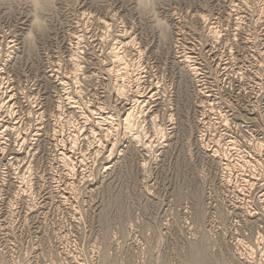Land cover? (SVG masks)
Listing matches in <instances>:
<instances>
[{
	"label": "rangeland",
	"instance_id": "374dc122",
	"mask_svg": "<svg viewBox=\"0 0 264 264\" xmlns=\"http://www.w3.org/2000/svg\"><path fill=\"white\" fill-rule=\"evenodd\" d=\"M230 1L0 0V264H264V0ZM111 51L158 92L135 143Z\"/></svg>",
	"mask_w": 264,
	"mask_h": 264
},
{
	"label": "bare ground",
	"instance_id": "6f19581e",
	"mask_svg": "<svg viewBox=\"0 0 264 264\" xmlns=\"http://www.w3.org/2000/svg\"><path fill=\"white\" fill-rule=\"evenodd\" d=\"M138 1H139V2H142V1H143V2H144V0H138ZM223 1H224V0H223ZM231 1H232V0H231ZM231 1H230V2H231ZM235 1H237V0H235ZM239 1H240V0H239ZM256 1H257V0H256ZM227 2H228V1H227ZM233 2H234V1H233ZM245 2H246V1H245ZM248 2H249V0H248ZM228 3H229V2H228ZM240 3H241V2H240ZM243 3H244V2H243ZM229 4H230V3H229ZM244 4H245V3H244ZM250 4H251V3H250ZM262 4H263V3H262ZM234 6H236V5H234ZM241 7H242V6H241ZM248 8H249V7H248ZM257 8H258V7H257ZM238 10H239V9H238ZM241 10H242V9H241ZM245 10H246V9H245ZM245 10H244L243 12H245ZM239 12H240V11H239ZM246 12H247V11H246ZM200 14H201V13H200ZM239 15H240V14H239ZM230 16H231V15H230ZM243 16H244V15H243ZM194 17H195V16H194ZM202 17H203V16H202ZM233 17H234V16H233ZM262 17H263V16H262ZM263 18H264V17H263ZM236 19H237V18H236ZM198 20H199V19H198ZM203 20H204V19H203ZM32 21H34V20H32ZM261 22H262V21H261ZM35 23H36V26H37V22H35ZM35 23L32 22V24H34V25H35ZM100 23H101V22H100ZM236 23H237V22H236ZM262 23H263V22H262ZM104 24H105V23H104ZM259 24H260V23H259ZM72 28H73V27H72ZM23 29H24V28H23ZM212 30H213V28H212ZM124 32H125V31H124ZM211 32H212V31H211ZM113 33H114V32H113ZM25 35H26V34H25ZM115 35H116V34H115ZM211 36H213V35H211ZM22 37H23V36H22ZM25 37H26V36H25ZM25 37H24V38H25ZM76 37H77V36H76ZM118 37H119V44H118V45L121 46L120 48H123V49L125 48V49H127V50L130 49V47H131V45H132L131 37H129V36H127V35H124V34H123V35H119ZM132 37H133V36H132ZM22 39H23V38H22ZM22 39H21V40H22ZM26 39H27V38H26ZM75 39H76V38H75ZM24 40H25V39H24ZM77 40L79 41V40H80V37H79V39H77ZM116 40H117V39H116ZM132 40H133V38H132ZM100 41H101V40H100ZM113 41H114V39H113ZM10 42H12V41H10ZM21 44H22V43H21ZM116 44H117V43H116ZM14 46H15V45H14ZM22 46H23V45H22ZM12 47H13V45H12ZM111 47H112V45H111ZM111 47H110L109 49H111ZM113 47L115 48L116 46L114 45ZM118 47H119V46H118ZM20 48H21V47H20ZM114 48H112V50H113ZM117 49H118V48L116 47L114 50L117 51ZM109 51H110V50H109ZM118 51H119V50H118ZM131 51H132V50H131ZM120 52H121V51H120ZM120 52H119L118 54H120ZM123 52H124V51H123ZM152 52H153V51H152ZM108 53L110 54L111 66H110L109 69L107 68L108 70L104 67V68H105L104 71H105V70L108 71V73H109L108 75H109V76H110V75L112 76L111 81H112L113 79H115V83L113 82V83L115 84V87H116L115 90H114V91H116V92H115V93H116L115 95H116V97H117L118 99H121V101H122L123 103H124V100H125V103H129V104H130V102H128L127 100L131 99V101H132V105H129V104H128L129 106H128L126 109H125V107H126L127 105H126L125 107H123V105H125V103L122 104V105L120 104V106L122 107V113H121V111H119V110H118V111L121 113V115H120L118 112H117V113H118V114L121 116V118H122L121 121H123V124H124L123 129L125 128V130H128V135H127V133H125V134H126L125 136L129 137L131 143H132V142L135 143V141H136L135 138H137V137H134V136L132 135V134H134V133L130 134L131 132H129V131H130V128L132 127V124L135 125V124L133 123V122H134L133 120H134V118H135L134 116H136V115H135V113H136V109H138V106H136V105H137V104H140V103H142V102H144L143 104H145V100H146V103L148 102L147 104L156 101V100H157V94H158V92L156 91L155 88H154V89H153V88H151V89H150V88H149V89H146L147 91H145L144 93L139 92L138 89H137V90L135 89V90H134V93H132L131 91H129V92L124 91L126 86H124L123 83H121V80H122V81H123V80H126V79H124V78H125V76H126V72H127V67H128L127 65H129V64H125V63H127V60H126L125 63H123L122 60H123L124 58H123V57H120L118 54H116L115 51H114V52L111 51V53H110V52H108ZM1 55H2V54H1ZM121 56H123V55L121 54ZM3 58H4V57H3ZM7 58H8V57H7ZM106 58H107V55L105 56V59H106ZM126 59H127V58H126ZM8 60H9V59H8ZM14 60H15V59H14ZM106 60H108V59H106ZM124 60H125V59H124ZM184 61H185V60H184ZM2 62H3V61H2ZM74 63H75V62H74ZM136 63H137V62H136ZM4 64H5V62H4ZM4 64H2V66H4ZM132 64H133V63H132ZM187 64H188V63H187ZM103 65H104V64H103ZM132 66H133V65H132ZM132 66H131V67H132ZM137 66H138V65H137ZM77 67H78V66H77ZM108 67H109V66H108ZM190 68H191V67H190ZM10 69H11V68H10ZM10 69H9V70H10ZM75 69H77V68L75 67ZM128 69H130V67H129ZM131 69H133V68H131ZM135 69H136V68H135ZM77 70H78V69H77ZM138 70H140L139 67H138ZM0 71H1V69H0ZM135 71H137V70H135ZM13 72H14V71H13ZM129 72H130V71H129ZM138 72H139V71H137V73H138ZM195 72H196V71H195ZM195 72H194V70H193V73H195ZM127 73H128V72H127ZM131 73H133V75H134V72H131ZM135 73H136V72H135ZM147 73H148V72H147ZM6 74H7V72H6ZM103 74H107V73H104V72H103ZM138 74H139V73H138ZM96 75H97V74H96ZM131 75H132V74H131ZM10 76H11V75H10ZM70 76H71V75H70ZM89 76H90V75H89ZM111 76L109 77V79L111 78ZM136 76H137V74H136ZM136 76H135V78H136ZM4 77H5V76H4ZM7 77H8V76H7ZM52 77H53V76H52ZM72 77L74 78L75 75L72 76ZM90 77H92V76H90ZM94 77H95V76H94ZM126 77H127V76H126ZM128 77H129V76H128ZM69 78H70V77H68V79H69ZM82 78H83V77H82ZM68 79H67V80H68ZM106 79H108V78H106ZM137 79H139V78H136V79H134V80H136V81L138 82ZM1 80H2V79H1ZM71 80L74 81L75 79H74V80L71 79ZM134 80H133V81H134ZM61 81H62V80H61ZM75 81L78 83L77 79H76ZM118 81H120L121 84H120V83L117 84ZM128 82L131 83V81H128ZM128 82H126V83H128ZM3 83H4V82H3ZM3 83H2V84H3ZM111 83H112V82H111ZM133 83H134V82H133ZM133 83H132V84H133ZM59 84H60V83H59ZM59 84H58V85H59ZM70 84H71V81H70ZM72 84H74V88H75L76 83H75V82H72ZM106 84H107V83H106ZM114 84H113V86H114ZM124 84H125V82H124ZM135 84H136V82H135ZM7 85H8V84H7ZM63 85H64V83H63ZM68 85H69V84H68ZM3 86H4V85H3ZM127 87H128V86H127ZM77 88H78V87H77ZM123 88H124V90H123ZM62 89H63V88H62ZM106 89H107V88H106ZM6 90H7V89H6ZM13 90H14V89H13ZM73 90H74V89H73ZM76 90H77V89H76ZM76 90H75V91H76ZM82 90H83V89H82ZM128 90H129V89H128ZM128 90H127V91H128ZM130 90H132V88H131ZM0 91H1V88H0ZM4 91H5V90H4ZM77 91H78V90H77ZM77 91H76V92H77ZM2 92H3V91H2ZM5 92H6V91H5ZM73 92H74V91H73ZM79 92H80V90H79ZM82 92H83V91H82ZM84 92H85V91H84ZM110 92H111V91H110ZM130 92L132 93V95L128 96L127 93H130ZM12 93H13V92H12ZM4 94L6 95V93H4ZM72 94H73V93H72ZM1 95H3V94H1ZM77 95H79V94L77 93L76 96H77ZM105 95H106V94H105ZM7 96H8V95H7ZM79 96H80V95H79ZM93 96H94V95H93ZM0 97H1V96H0ZM9 97H11V96H9ZM9 97H6V98H9ZM106 97H107V96H106ZM113 97H114V96H113ZM6 98H5V100H6ZM1 99H2V98H1ZM9 99H10V98H9ZM60 100H61V99H60ZM69 100H71V99H69ZM0 101H1V100H0ZM61 101H62V100H61ZM115 101H116V100H115ZM126 101H127V102H126ZM65 102H66V101H65ZM67 102H68V100H67ZM70 102H71V101H70ZM117 102H118V101H117ZM122 102H121V103H122ZM104 103H105V102H104ZM154 103H156V102H154ZM165 103H166V102H165ZM0 104H1V102H0ZM5 104H6V103H5ZM8 104L10 105V103H8ZM69 104H70V103H68V104L66 103V104H65L66 106H65V105H64V106L67 107V109H70V110L72 111V110L74 109V105H71V104H70V105H71V106H70ZM118 104H119V103H118ZM135 104H136V105H135ZM143 104H142V107H143ZM3 105H4V104H3ZM61 105H62V103H61ZM150 105H151V104H150ZM111 106H112V105H111ZM118 106H119V105H118ZM144 106H145V105H144ZM3 107H4V106H3ZM3 107H2V108H3ZM7 107H8V106H7ZM10 107H11V106H10ZM0 108H1V107H0ZM8 108H9V107H8ZM60 108H61V107H60ZM75 108H76V107H75ZM98 108H99V106H98ZM108 108H109V107H108ZM148 108H149V107H148ZM4 109H6V108L4 107ZM76 109H77V108H76ZM100 109H102L101 106H100ZM103 109H104V108H103ZM119 109H120V107H119ZM143 109H144V108H143ZM145 109H147V108H145ZM156 109H157V108H156ZM1 110H2V109H1ZM10 110H11V111H10ZM10 110L7 109V110H5L4 112L7 111V113L10 115V112L13 111L12 109H10ZM95 110H96V109H95ZM95 110H94V111H95ZM115 110H116V109H115ZM2 111H3V110H2ZM68 111H69V110H68ZM102 111H104V110H102ZM105 111H106V110H105ZM145 111H146V110H145ZM145 111H144V112H145ZM86 112H88V110H87ZM89 112H90V109H89ZM89 112H88V113H89ZM138 112H139V111H138ZM140 112H141V110H140ZM148 112H149V111H148ZM7 113H6V114H7ZM64 113H65V112H64ZM70 113H72V112H69V114H70ZM88 113H87V114H88ZM92 113H93V112H92ZM97 113H98V112H97ZM100 113H101V112H100ZM100 113H99V116H98L97 118H99V119L104 118V119H105V117H106V119H108V116H105V117L102 116V115L100 116ZM102 113H103V112H102ZM102 113H101V114H102ZM115 113H116V112H115ZM117 113H116V114H117ZM145 113H146V112H145ZM8 114H7V115H8ZM15 114H16V113H15ZM79 114H80V113H79ZM79 114H78V116H79ZM83 114H84V113H83ZM105 114H106V113H105ZM112 114H113V112H112ZM118 114H117V116H118ZM141 114H142V113H141ZM146 114H147V113H146ZM151 114H152V113H151ZM166 114H167V113H166ZM12 115H13V114H12ZM84 115H86V114H84ZM107 115H108V114H107ZM109 115H110V114H109ZM138 115H140V113H138ZM86 116H87V115H86ZM110 116H111V115H110ZM110 116H109V118H110ZM117 116H116V117H117ZM143 116H144V115H143ZM4 117H5V116H4ZM6 117L9 119V116H6ZM10 117H11V116H10ZM93 117H95V116H93ZM136 117H137V116H136ZM138 117H140V116H138ZM12 118H13V117H12ZM12 118H10V119H12ZM84 118H85V117H84ZM89 118H90V115H89ZM91 118H92V115H91ZM97 118H96V119H97ZM149 118H150V117H149ZM10 119H9V120H10ZM14 119H15V117H14ZM112 119H113V118H112ZM135 119H136V118H135ZM138 119H139V118H138ZM80 120H81V118H80ZM80 120H79V121H80ZM85 120H86V118H85ZM85 120H83V121H85ZM88 120H90V119H88ZM94 120H95V119H94ZM114 120L117 121L118 119L115 118ZM149 120H150V119H149ZM153 120H154V119H153ZM153 120H152L151 122H154V121H155V120H154V121H153ZM7 121H8V120H6V122H7ZM91 121H92V119H91ZM100 121H101V120H100ZM106 121H107V120H106ZM109 121H111V120H109ZM118 121H120V120H118ZM138 121H139V120H138ZM11 122H13V121H11ZM87 122H90V121H87ZM102 122H103V121H102ZM113 122H114V121H113ZM97 123H99V120H96V123H95V124L97 125ZM111 123H112V122H111ZM117 123H118V122H117ZM120 123H121V122H120ZM155 123H156V122H155ZM155 123H153V124H154L153 126H155ZM83 124H84V123H82V125H83ZM85 124H86V123H85ZM85 124H84V125H85ZM88 124H90V123H88ZM88 124H87V125H88ZM92 124H94V123H92ZM100 124H101V123H100ZM123 124H122V125H123ZM8 125H9V124H8ZM8 125L4 126V128H1V129H0L1 131H0V132H5L6 134H8V135H10V136H14V134H15L16 131H17V129H14V128H15L14 125H9V126H8ZM87 125L85 126L86 128H87ZM111 125H112V124H111ZM113 125H114V124H113ZM156 125H158V123H157ZM93 126H94V125H93ZM93 126H92V128H93ZM98 126H99V125H98ZM106 126H108V125L106 124ZM118 126H120V124H119ZM138 126H139V125H138ZM160 126H161V125H160ZM89 127H90V125H89ZM89 127H88V128H89ZM96 127H97V126H96ZM114 127H115V125H114ZM120 127H122V126H120ZM133 127H134V126H133ZM133 127H132V128H133ZM151 127H152V126H151ZM100 128H101V126H100ZM102 128H103V127H102ZM104 128H106V127H104ZM118 128H119V127H118ZM134 128L136 129V127H134ZM152 128H153V130H155L156 127H155V128L152 127ZM90 129H91V128H90ZM97 129H98V128H97ZM156 129H158V126H157ZM160 129H161V128H160ZM14 130H16V131H14ZM102 130H104V129H101V131H102ZM108 130H110V127L108 128ZM115 130H116V129H115ZM137 130H138V129H137ZM153 130H152V131H153ZM92 131H93V130H92ZM95 131H96V130H95ZM111 131H112V129L110 130V132H111ZM121 131H122V130H121ZM123 131H124V130H123ZM135 131H136V130H135ZM150 131H151V130H150ZM156 131H158V130H156ZM90 132H91V131H90ZM104 132H105V131H104ZM106 132H107V130H106ZM125 132H126V131H125ZM132 132H133V131H132ZM136 132H137V131H136ZM138 132H139V131H138ZM91 133H92V132H91ZM91 133H90V134H91ZM102 133H103V131H102ZM107 133H108V132H107ZM148 133H149V132H148ZM148 133H147V134H148ZM153 133H155V132H153ZM153 133H152V134H153ZM158 133H159V131H158ZM110 134H111V133H110ZM135 134H136V133H135ZM137 134H139V133H137ZM161 134H162V133H161ZM15 135H16V134H15ZM102 135H105V133L102 134ZM121 135H122V134H121ZM123 135H124V133H123ZM145 135H146V134H145ZM159 135H160V133H159ZM108 136H109V135H108ZM135 136H136V135H135ZM137 136H138V135H137ZM154 136H155V134H154ZM157 136H158V135L156 134V137H157ZM16 137H17V136H16ZM89 137H90V136H89ZM92 137H93V136H92ZM106 137H107V136H106ZM101 138H103V136H102ZM104 138H105V137H104ZM108 138H110V137H108ZM149 138H150V137H149ZM1 139H2V138H1ZM10 139H12V138H10ZM15 139H16V138H15ZM18 139H19V138H18ZM20 139H24V138H20ZM105 139H106V138H105ZM105 139H104V140H105ZM151 139H153V138H151ZM7 140H8V139H7ZM24 140H25V139H24ZM72 140H73V139H72ZM72 140H71V141H72ZM86 140H87V139H86ZM102 140H103V139H102ZM108 140H109V139H107V141H108ZM126 140H127V139H126ZM134 140H135V141H134ZM138 140H139V139H138ZM12 141H13V140H12ZM22 141H23V140H22ZM74 141H75V140H74ZM100 141H101V140H100ZM100 141H99V142H100ZM128 141H129V140H128ZM146 141H147V140H146ZM23 142H24V141H23ZM23 142H22V143H23ZM72 142H73V141H72ZM72 142H71V143H72ZM108 142H109V141H108ZM111 142H112V141H111ZM116 142H117V141H116ZM136 142H137V141H136ZM147 142H149V141H147ZM147 142H146V143H147ZM150 142H151V141H150ZM3 143H4V142H3ZM73 143H74V142H73ZM106 143H107V142H106ZM129 143H130V142H129ZM143 143H144V142H143ZM14 144H15V140H14ZM18 144H19V143H18ZM109 144H110V143H109ZM113 144H114V142H113ZM113 144L111 143L110 146L113 145ZM115 144H116V143H115ZM115 144H114V146H115ZM137 144H139V142H138ZM141 144H142V143H141ZM152 144H153V141H152ZM12 145H13V144H12ZM12 145H11V146H12ZM61 145H62V144H61ZM73 145H74V144H73ZM98 145H100V144H97V145H95V146H98ZM101 145H104V143L101 144ZM105 145H107V144H105ZM125 145H126V144H125ZM127 145H128V144H127ZM129 145H131V144H129ZM146 145H147V144H146ZM15 146H16V145H15ZM62 146H63V145H62ZM69 146H70V145H69ZM91 146H93V145H91V142H90V147H91ZM132 146H133V145H131V147H132ZM142 146H143V145H142ZM142 146H141V147H142ZM144 146H145V145H144ZM7 147H8V146H7ZM13 147H14V146H13ZM13 147H12V148H13ZM17 147H18V146H17ZM17 147H16V149H17ZM63 147H64V146H63ZM104 147H105V146H104ZM104 147H103V148H104ZM134 147H135V146H134ZM138 147H139V146H138ZM138 147H137V148H138ZM146 147H147V146H146ZM146 147H145V148H146ZM148 147H149V146H148ZM21 148H22V147H21ZM65 148H67V146H65ZM72 148H74V147H72ZM91 148H94V147H91ZM101 148H102V147H101ZM111 148H113V146H112ZM111 148H110V149H111ZM115 148H116V147H115ZM115 148H114V149H115ZM142 148H143V147H142ZM9 149H10V148H9ZM16 149H15V150H16ZM18 149H19V147H18ZM62 149H63V148H62ZM68 149H69V148H68ZM108 149H109V147H108ZM114 149H113V150H114ZM133 149L135 150L136 148H133ZM10 150H12V149H10ZM15 150H14V151H15ZM64 150H65V149H64ZM66 150H67V149H66ZM73 150H74V149H73ZM73 150H72V151H73ZM100 150H101V149H100ZM100 150H99V151H100ZM106 150H107V149H106ZM117 150H118V149H117ZM143 150H144V151H148L147 148H146V150L143 148ZM4 151H5V150H4ZM68 151H70V150H68ZM102 151H104V150H102ZM107 151H108V150H107ZM144 151H143V152H144ZM2 152H3V151H2ZM63 152H65V151H63ZM73 152H74V151H73ZM105 152H106V151H105ZM111 152H112V149H111ZM111 152H110V150H109V153H111ZM113 152L115 153V151H113ZM123 152H124V151H123ZM10 153H11V151H10ZM13 153H14V152H13ZM18 153H19V150H18ZM18 153H17V154H18ZM20 153H21V152H20ZM57 153H58V152H57ZM61 153H62V152H61ZM66 153H67V152H66ZM68 153H69V152H68ZM96 153H97V152H96ZM99 153H100V152H99ZM107 153H108V152H107ZM0 154H2V153H0ZM62 154H64V153H62ZM70 154H71V152H70ZM70 154H67V155H64V156H68V155H70ZM103 154H104V153H103ZM72 155H73V154H72ZM107 155H108V154H107ZM112 155H113V154H112ZM112 155H111V156H112ZM115 156H116V154H115ZM17 157H18V156H17ZM69 157H70V156H69ZM112 157H113V156H112ZM60 158L62 159V157H60ZM60 158H59V156H58V160H59ZM107 158H108V157H107ZM107 158H106V159H107ZM114 158H115V157H114ZM114 158H113V159H114ZM64 159H65V158H64ZM64 159H63V160H64ZM69 159H70V160H71V159L73 160V156H72V158H68V160H69ZM108 159H109V158H108ZM66 160H67V158H66ZM21 161H22V160H21ZM80 161H81V160H80ZM68 162H69V161H68ZM70 162H71V161H70ZM70 162H69V163H70ZM109 162H110V161H109ZM61 163H62V162H61ZM74 163H75V162H74ZM110 163H113V161H111ZM65 164H66V163H65ZM67 164H68V163H67ZM113 164H114V163H113ZM10 165H11V164H10ZM57 165H58V164H57ZM63 165H64V164H63ZM69 165H70V164H69ZM105 165H107V164H105ZM69 167L72 168L71 165H70ZM67 168H68V167H67ZM68 169H69V168H68ZM105 169H106V168H105ZM69 170H70V169H69ZM69 170H68V171H69ZM9 172H10V171H9ZM15 174H16V173H15ZM17 174H18V173H17ZM20 176H21V175H20ZM17 177H18V176H17ZM17 177H15V178H17ZM19 178H20V177H19ZM19 178H18V179H19ZM10 180H11V179H10ZM23 180H24V179H23ZM12 181H13V180H12ZM8 182H9V180H8ZM12 184H13V183H12ZM18 184H20L19 181H18ZM21 184H22V183H21ZM16 185H17V184H16ZM15 187H16V186H15ZM15 187H14V188H15ZM68 187H69V186H68ZM21 189H22V188H20V187H19V189H17V193H16V194H18L19 196H20V194H21V196H22V193H21L22 190H21ZM67 193H68V192H67ZM23 194H24V192H23ZM23 197H24V196H23ZM51 198H52V197H51ZM43 207H44V206H43ZM198 252H199V251H198ZM200 253H201V252H200ZM198 256H199V255H198ZM202 257H203V256H202ZM202 257H201V258H202ZM204 257H205V256H204ZM194 258H195V256H194ZM190 263H191V264H192V263H193V264H207L206 261H205V262L203 261V258H202V259L198 258V260H197V259H193V262L191 261ZM77 264H78V263H77Z\"/></svg>",
	"mask_w": 264,
	"mask_h": 264
}]
</instances>
